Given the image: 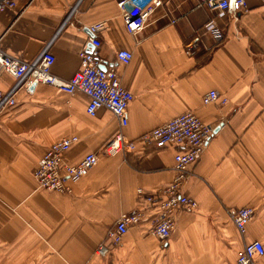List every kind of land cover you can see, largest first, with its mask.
I'll list each match as a JSON object with an SVG mask.
<instances>
[{
	"label": "crops",
	"instance_id": "crops-1",
	"mask_svg": "<svg viewBox=\"0 0 264 264\" xmlns=\"http://www.w3.org/2000/svg\"><path fill=\"white\" fill-rule=\"evenodd\" d=\"M205 1L162 0L134 35L117 0H17L16 8L0 13L1 48L29 62L46 48L55 56L52 73L64 80L82 66L89 27L104 21L98 34L104 67H115L134 94L127 139L188 110L214 127L181 189L198 206L176 210L163 241L151 233L160 209L148 197L161 200L173 182L177 148L137 141L134 151L109 155L105 145L121 128L111 111L92 116L82 92L45 83L27 90V76L2 73L0 87L14 93L15 104L0 109V264H234L245 242L264 244V6L245 0L246 9L230 7L221 17ZM211 17L224 38L202 34L188 54L185 46ZM120 49L132 50L130 64L118 62ZM211 89L228 102L203 104ZM66 136L79 138L65 153L67 162L96 152L98 164L69 192L38 188L39 159ZM242 206L255 209L245 235L230 216ZM127 213L140 219L113 244L110 233ZM101 244L107 251L98 254Z\"/></svg>",
	"mask_w": 264,
	"mask_h": 264
},
{
	"label": "built area",
	"instance_id": "built-area-1",
	"mask_svg": "<svg viewBox=\"0 0 264 264\" xmlns=\"http://www.w3.org/2000/svg\"><path fill=\"white\" fill-rule=\"evenodd\" d=\"M122 10V17L126 31L131 34L139 33L146 25L149 14L160 6L162 0H117ZM264 6V0H258ZM205 5L212 13L224 17L226 11L233 7L237 11L247 8L245 0H206ZM17 7V0H0V13ZM106 26L99 21L89 27L91 36L79 51L81 68L74 76L64 80L52 73L55 56L46 48L33 61H26L20 56H14L0 46V76L7 73L16 79L28 77L25 88L30 90L33 85L45 83L53 85L69 94L84 93L88 98L87 112L94 116L99 109L111 111L119 120L120 129L105 145L104 151L109 155L134 151L137 141L145 146L155 148L176 147L174 155L175 177L164 190L161 200L148 197V201L156 204L159 215L151 228V233L165 241L170 238L174 228V213L176 210H195L197 201L182 192V185L189 177L190 167L202 157L205 148L213 136L214 127L204 122L195 112H182L161 125L139 136L138 140L127 139L123 128L129 122L128 107L134 100V94L127 89L115 67H104L100 56L102 45L98 34ZM211 33L217 40L224 38L223 28L214 17L205 24L200 32L185 46L188 54H193L202 34ZM117 60L122 65H128L133 59L132 50L120 49L116 52ZM226 96L217 90L211 89L203 96V104L225 105ZM14 93H5L0 87V109L14 105ZM78 136H66L51 144L44 155L39 159L34 178L38 188L66 193L71 190L70 184L81 179L98 164L96 152L87 153L79 162L71 164L65 160V153L78 141ZM141 193L142 190L139 189ZM157 201V202H156ZM254 208L250 206L230 209V216L242 235H245L247 226L254 216ZM139 213L123 214L116 223L115 230L110 233L111 242L119 244L128 232L129 226L139 221ZM97 253L107 251V245L101 244ZM264 256V244L259 239L245 242L234 264H259L260 257Z\"/></svg>",
	"mask_w": 264,
	"mask_h": 264
},
{
	"label": "trees",
	"instance_id": "trees-1",
	"mask_svg": "<svg viewBox=\"0 0 264 264\" xmlns=\"http://www.w3.org/2000/svg\"><path fill=\"white\" fill-rule=\"evenodd\" d=\"M255 210V209H254ZM254 215H255V212H254ZM254 217V216H253ZM263 257V256H262ZM262 257H260V259L262 258ZM260 259H259V261H260Z\"/></svg>",
	"mask_w": 264,
	"mask_h": 264
},
{
	"label": "water",
	"instance_id": "water-1",
	"mask_svg": "<svg viewBox=\"0 0 264 264\" xmlns=\"http://www.w3.org/2000/svg\"><path fill=\"white\" fill-rule=\"evenodd\" d=\"M231 1H233V0H231ZM103 68H105V67H103ZM34 87V86H33Z\"/></svg>",
	"mask_w": 264,
	"mask_h": 264
}]
</instances>
